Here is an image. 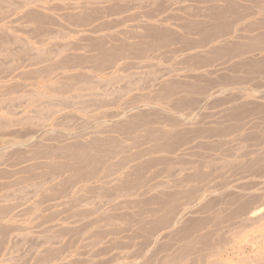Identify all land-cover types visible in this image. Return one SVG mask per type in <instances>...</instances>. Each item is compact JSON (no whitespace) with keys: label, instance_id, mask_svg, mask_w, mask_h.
Segmentation results:
<instances>
[{"label":"rangeland","instance_id":"1","mask_svg":"<svg viewBox=\"0 0 264 264\" xmlns=\"http://www.w3.org/2000/svg\"><path fill=\"white\" fill-rule=\"evenodd\" d=\"M0 264H264V0H0Z\"/></svg>","mask_w":264,"mask_h":264},{"label":"bare ground","instance_id":"2","mask_svg":"<svg viewBox=\"0 0 264 264\" xmlns=\"http://www.w3.org/2000/svg\"><path fill=\"white\" fill-rule=\"evenodd\" d=\"M261 36V35H260ZM262 37V36H261ZM260 38V37H259ZM115 48L117 49L118 48V46H115ZM120 48V47H119ZM114 50L115 52L117 51V50ZM113 50V49H112ZM112 50L110 49V53L112 54V53H115V52H112ZM108 51V50H107ZM106 55H109V54H106ZM96 139V138H95ZM94 140V139H93ZM98 140V139H97ZM95 141V140H94ZM100 142V141H99ZM85 143V142H84ZM102 143V142H101ZM96 144V142L95 143H93L92 141L91 142H86V144H80L78 147H75V146H71V148L69 149L70 151H72L73 152V154H76L77 153V151L78 150H81L77 155H76V160H77V162H76V165L77 166H79L78 167V170H79V173H81V174H85L86 173V171H85V169H86V167H88V165L84 168V167H81V165L82 164H85L84 163V161H83V159H85V161H90L91 160V156H89V158L87 159V158H85L88 154H90V152H92V151H95V149H97V148H99V146H100V143H99V146L97 145H95ZM103 145V144H102ZM101 148V147H100ZM97 151V150H96ZM98 152V151H97ZM92 154V153H91ZM98 154V153H97ZM97 157V156H96ZM93 159V158H92ZM97 159V158H96ZM91 162V161H90ZM89 162V163H90ZM88 164V163H87ZM78 172V171H77ZM201 174V173H200ZM189 175V174H188ZM200 176V175H199ZM190 178V177H189ZM192 178V177H191ZM193 179V178H192ZM195 179V178H194Z\"/></svg>","mask_w":264,"mask_h":264}]
</instances>
